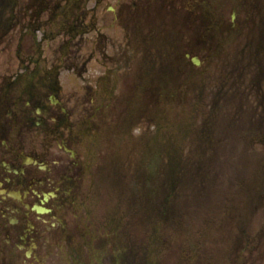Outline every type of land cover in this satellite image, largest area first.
I'll use <instances>...</instances> for the list:
<instances>
[{
    "label": "flooded vegetation",
    "instance_id": "flooded-vegetation-1",
    "mask_svg": "<svg viewBox=\"0 0 264 264\" xmlns=\"http://www.w3.org/2000/svg\"><path fill=\"white\" fill-rule=\"evenodd\" d=\"M181 23L188 25L184 30L210 32V39L217 32L219 48L239 50L241 58L252 60L249 66L264 65V0H0V264H17L23 253L32 258L35 244L44 240L63 243L79 260L84 241H99L97 247L103 249L105 241L117 247L129 240L132 222L110 220L99 226L103 234L85 230L86 207L88 213L101 208L102 191L113 189L108 180L119 177L117 169L97 168L101 154L92 157L88 143L102 139L116 150L133 144V124L144 115L135 114L132 99L116 96L129 75H137V96L177 93L167 89L169 70L164 65L170 57H148L147 47L156 48L165 38L162 32L177 31ZM118 29L131 44L125 49L106 33L117 34ZM92 34L93 42L88 39ZM134 39L139 51L131 48ZM190 40L180 47L196 46ZM207 43L200 44L207 49ZM109 46L117 47L118 54H108ZM213 46L214 41L210 49ZM204 55L187 50L182 60L212 71V51ZM90 72L96 73L94 86L87 82ZM225 77L226 86L243 82L233 83L227 73ZM252 78L264 79L256 74ZM81 95L94 97L92 103L103 101L95 110L103 121L93 125L94 116L85 120L79 109ZM225 97L228 116L234 110L231 100L238 103V112L259 113L264 108L263 90L252 80L249 88L228 90ZM106 111H113L116 119L111 113L108 121ZM129 176L128 171L126 180ZM95 235H100L98 240ZM128 254L129 248L124 256Z\"/></svg>",
    "mask_w": 264,
    "mask_h": 264
},
{
    "label": "rangeland",
    "instance_id": "rangeland-1",
    "mask_svg": "<svg viewBox=\"0 0 264 264\" xmlns=\"http://www.w3.org/2000/svg\"><path fill=\"white\" fill-rule=\"evenodd\" d=\"M246 13L247 12H245V14ZM237 16L241 17L240 14ZM228 18L230 20L232 19V12H229ZM180 26L181 27H179L177 31L174 30L172 32L171 30L169 32H162L165 38L161 37L163 39L158 42V46H155L156 48H151L152 46L147 47L149 51V54L147 55L148 57H153L156 55L165 59L170 57V60L166 61L164 65L167 70H169V74H167L168 76L165 78L168 79V81H166L167 89L177 92L174 97L170 94L165 98L149 95V97H147L145 100L141 97H137L138 91L136 88L141 87L139 86L137 75H129L128 81L118 85V89L120 91L116 95L117 97H120L121 94V99H119H123V101H128L127 98L132 99L134 105L133 109L135 108L134 111L136 112L134 113L137 115L143 114L144 118L140 119L142 121L148 120V123L152 126L151 127L144 124L143 126H140V128L134 130L135 135L139 136L134 138L133 144L135 145L131 153V160L133 162L134 169L138 167L140 158H136L135 148L137 145H139V150L142 147L139 138L141 139L144 137H150V142L152 144V141H154L153 138H155L157 135L161 138H164L166 141V144L163 145V147L167 149V152L169 150L174 152L169 156L170 159L168 162H170L171 156H174L175 154H181V159H183V162H187V166L190 169L188 174L185 176L189 178L186 183L184 184L185 179L183 178L179 182L180 185L185 186L176 188L175 190L177 191L175 198L178 199V203L176 205L179 206V215L173 220L174 222L172 221L173 223L164 227L162 226L161 229H159L161 231L160 234L157 236L155 235V237L158 238L161 243L160 247H163V249L159 247L160 254L157 256L155 253L153 260H155L157 264H180L181 262L186 264H240V261L235 256H227L226 248H230L232 244L229 243V238L227 237L226 233L227 230L237 226V224H233V220L229 218L234 216V213L238 212V209H236L238 204L237 199L242 198L241 195L243 194L244 187L247 185H250L251 187L253 183L256 184L259 179H264V143L257 145L243 144V142H233L226 144L224 137L227 136L230 131L227 132L225 129L226 124L223 123V113L215 112L214 114H211L212 112H210V106L212 102L211 95L216 91L221 93L226 89V87L223 88L221 85L224 83V79L222 77L223 73H228V71H231L233 72L234 80L243 79L242 84L232 86L229 88V91L244 90L250 87L251 80H255L251 75L254 73V68L252 65H248L252 62V60H244L241 58V55L238 54L239 50L219 48L217 46L219 39V37H217V32H213L214 39H210V32L206 33L205 30L199 31L197 29L189 31L188 28V30H184L183 27L186 28L188 25H183V23H181ZM181 29H183V31L179 32ZM116 32L122 34L123 36L119 39L118 33L116 34L111 32V30L106 31V33L113 40H118L117 47L120 46L121 49H125V47L131 45L128 44L129 40L127 39L126 33H123L119 29L116 30ZM191 37L198 47L195 48L196 46H192L188 49L186 47L182 49L179 43L183 42L184 44H188L191 41ZM88 39L93 42L96 39L95 34L90 35ZM203 40L208 42L207 49L204 48L203 44H200ZM212 41H214V46L210 49V43ZM136 44L137 41L135 42L134 39V42L132 43L133 47L131 46L133 50H135L134 48L136 47ZM117 47H114L113 50L108 48V54H118ZM187 50L188 52L192 50L194 54L199 53L201 57H206L204 53L207 55L208 52L212 51L214 57V60L213 58L211 59V61L213 60L214 64L213 70L206 72L202 67L196 66L192 68V66L187 64V61L182 60L183 53H185ZM135 51L139 50L137 49ZM130 56L133 57L134 54H130ZM135 56L140 57V54H135ZM228 56H232L229 61L224 59ZM206 60L209 61L208 59ZM169 61L172 63L168 65ZM170 67L171 69H168ZM257 67L259 68V65H257ZM262 67L263 65L261 66V71ZM185 73H189L190 76L186 75ZM247 73H250V76L246 75ZM95 76V72H90V74L87 75V82L91 83L92 86H94ZM153 82L157 84L160 81L153 80ZM230 82L231 80H229L228 83ZM261 86L264 88V82L261 83ZM130 93L131 96H128ZM98 96H102V94ZM89 97L87 95H81L79 97V99L82 98L83 101V104L80 105L79 109L85 120L89 122L91 120H89V118L94 116L93 125H95L98 121H103L100 113H98V111L95 112L96 107L99 106V103L102 104L101 107H103L104 104L103 101H96V98V103L88 102ZM148 103L150 104V108L148 107ZM187 104L190 105L194 111L189 109L188 106L186 107ZM197 105L200 107L203 106L204 110L207 111L200 110ZM157 106L159 108H157ZM195 106L198 108L197 113H195ZM123 107L125 108V105H123ZM139 107L144 109H139ZM119 108L115 112L117 116L120 115L121 110H119ZM159 110L163 111L162 116H165L163 118V122L157 118ZM112 112L113 111L105 112V115L108 117V121H110V114ZM259 112L260 114L251 112L250 115L255 116V119H257L256 117L260 115V120L264 124V108L259 109ZM145 115H148L149 119ZM211 116L214 118L212 119L213 122L211 123L209 133L213 138H216L217 143L220 144V149L215 156V160L214 157H212L213 159L211 160V155L207 154L210 151H205L204 146L201 148L195 144L192 141L193 138L191 140L179 139L185 132H187V130L194 132V129H196L197 132L202 133L205 127L203 120H207ZM112 119H116V116L113 113ZM156 130H162V132L157 133ZM231 132H233L232 129ZM234 132L236 131L234 130ZM88 141L89 139L86 138V142ZM222 141L223 144H221ZM91 142L94 143H88V151L93 152L91 154L92 157H95V159L99 154H101L100 159L95 160L99 166L102 163H105L104 160H101V158H104V156H115L118 154L121 155V153L117 151H112L111 148H113V146L106 144L102 139H98L97 141L93 139ZM131 145L132 144L121 145L122 153L124 155L127 154V150ZM222 145H224L223 153ZM162 154L163 148L156 147L155 151L147 155L145 159V164L147 162H151L153 166L151 168H144L140 190L144 193L146 205H150V207H152L154 203L150 197H154L157 193L152 192V190H154L158 182L159 168L162 169L163 163H165L166 160L162 159ZM213 154L214 152H212V155ZM199 158H203V160H196ZM197 161H199L201 164L200 167H197L199 168L198 171L195 170ZM247 191L248 189L246 188V192ZM245 195V211L247 215L251 216L253 204L254 207L256 206L255 195H251L248 192L245 193ZM173 197L174 196L171 193V198ZM114 200L113 194H109L107 202V206L109 207L107 208H109L108 210L110 211L115 209L113 208L115 206ZM242 201L245 205V201ZM116 206L117 210L120 211V205L116 204ZM84 210L85 209H82L81 213H84ZM87 210L88 208L86 207V213H88ZM89 210L91 213H88V219L85 215V221L89 228L88 229L85 226L86 232H103L104 230L100 229L99 226L104 227L111 219L117 218L119 220L118 216L104 212L105 209L101 208V210L98 211L94 207V209L91 208ZM103 214H105V216H103ZM229 214L231 215L229 216ZM90 215L92 217H97L98 219L95 218L93 221L91 220ZM143 217H145L143 208L137 207L134 209L133 214L120 219L121 224L131 222L129 218H132L133 220V229L129 232V236L133 235V240L130 238V243L134 246L135 254H138L134 258V263L140 259L141 254L138 252L143 247L146 249L151 248L149 241L151 240L152 226L149 224L147 227H144L142 225L144 220ZM240 217V224H238L240 226L244 225V221L249 223L252 221L250 219L245 220L246 217L244 218L243 215H240ZM150 218L152 222L153 217L150 216ZM256 219H259V215L256 216ZM261 219L262 220H260V222L264 224V209L261 214ZM91 222L93 223L91 224ZM256 223L258 224V221H256ZM93 224L95 229L91 228ZM246 225H248V223H246ZM121 227L124 226L122 225ZM165 227L167 228V231L165 230ZM248 227L250 230L249 234L247 235L249 236L245 238V242L252 240L250 247L254 246L255 248V238L259 237L263 244L264 240L262 239V236L256 233L258 231L257 226L250 224ZM231 234L232 233L230 232L229 235ZM99 237L100 235H95V240H98ZM121 242L127 244L125 241ZM83 245L85 247V250L83 249L84 251L82 255L83 260H74V258L70 256V252L65 249V245L63 243L58 241L57 243L52 242L50 245L48 241L44 240L43 242H38L35 244L34 248L35 251H37V254H34L30 259H26L24 257L25 253H23L21 254L22 259L18 260L17 264H34L38 261H45L44 264H99V257H96L93 254L94 250H98L96 242L92 240H89L88 242L84 241ZM152 246L156 247L155 243L152 242ZM244 246L245 244H243L241 247L244 248ZM79 247H81V243ZM117 248L124 250L126 246L121 245ZM103 249L104 251H107L105 247ZM156 249H154V251ZM90 250L91 253L89 254ZM252 252L247 250L245 254L248 255ZM261 252H264L263 247H261ZM119 260L121 262L123 258ZM101 264L108 263L102 261ZM146 264L150 263L147 262Z\"/></svg>",
    "mask_w": 264,
    "mask_h": 264
}]
</instances>
